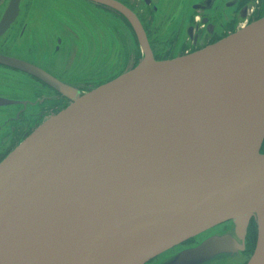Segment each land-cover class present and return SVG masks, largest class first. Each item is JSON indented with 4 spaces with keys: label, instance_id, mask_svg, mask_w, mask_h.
Returning <instances> with one entry per match:
<instances>
[{
    "label": "water",
    "instance_id": "1",
    "mask_svg": "<svg viewBox=\"0 0 264 264\" xmlns=\"http://www.w3.org/2000/svg\"><path fill=\"white\" fill-rule=\"evenodd\" d=\"M20 1H10L0 36ZM113 4L143 56L88 91L0 53L2 65L72 99L0 161V264H147L164 253L153 264H225L247 247L253 218L257 242L245 264H264V16L159 59L136 14ZM15 99L0 95V105ZM122 186L146 202L118 228ZM134 205L129 197L122 208ZM191 237L200 242L175 249Z\"/></svg>",
    "mask_w": 264,
    "mask_h": 264
},
{
    "label": "rangeland",
    "instance_id": "2",
    "mask_svg": "<svg viewBox=\"0 0 264 264\" xmlns=\"http://www.w3.org/2000/svg\"><path fill=\"white\" fill-rule=\"evenodd\" d=\"M3 1L0 0V17L5 7ZM60 1L32 0V20L28 30L20 36L23 24H16L4 34L0 38L1 53L30 58L36 64L49 66L56 75L63 77L62 80L80 92L88 91L135 65L140 41L120 17L115 13L108 15L104 8L96 6L97 3L90 0ZM71 1V7H68L67 3ZM157 1L163 4L167 15L159 20L160 30L164 32L163 36H168L178 28L177 21H173L174 16H183L182 9L195 0ZM64 8H72L73 13ZM158 17L160 18V14ZM0 93L2 96L16 98L15 104L0 105V150L14 149L25 135L32 132L44 119L65 108L72 100L68 96L69 101L66 99L60 108L54 109L53 101L59 97H51L56 93L52 88L26 72L2 64ZM18 127L24 128L26 132L13 143V135ZM230 224V221H225L218 229H228ZM210 233L212 231H208L206 235ZM247 251L246 247L243 251L225 255L222 263L226 264L230 257L237 255L230 263L244 264L252 255V252ZM165 255L166 253L158 255L155 261L147 264L163 261ZM221 259L222 257L217 258L211 263Z\"/></svg>",
    "mask_w": 264,
    "mask_h": 264
},
{
    "label": "flooded vegetation",
    "instance_id": "3",
    "mask_svg": "<svg viewBox=\"0 0 264 264\" xmlns=\"http://www.w3.org/2000/svg\"><path fill=\"white\" fill-rule=\"evenodd\" d=\"M10 1L11 0L3 1L5 7L2 10V15L6 12L10 4ZM64 1L67 0H61L60 3H64ZM90 1L92 3H97L95 4L96 6L104 8L108 15L109 14L112 15V13H115L118 17H120L124 21L125 26L127 27L130 26L133 34H135L136 38L139 39L138 34L136 33L135 28L132 22L127 17V15L124 12H122L120 8L113 3H120L126 6L127 8H129L130 10H132L138 17L143 28L145 29L146 35L154 51V54L159 59L175 57L177 55L194 51L205 44L216 42L221 38H223L224 36L228 35L230 32H233L234 30L239 28L243 21L249 23L254 19H258L264 16V0H214V1L195 0L191 2L189 6L182 9L181 12L184 13L183 16L179 18L178 15L174 16L173 21H177L178 28L174 32L171 31L168 36H163L164 32L160 30L161 22H159V20L167 17V15H165L163 4L157 0H107L108 2L101 0H90ZM23 2L24 0L20 1V12L17 18L14 20V22L10 25V27L7 29V31L4 34L8 33L11 29H13L16 24H20V25L23 24L20 36H23L24 33L28 30L32 20L31 18L32 0H25V2L24 3ZM72 2L73 1L67 3L69 5L68 7H71L70 4ZM64 9H66L70 13H73L71 12L72 8H64ZM158 14H160V18L158 17ZM153 23H154V27H153ZM3 35H1L0 38ZM1 52L2 51H0V53ZM3 54H8V53L3 52ZM8 55H12V54L9 53ZM142 55H143V50L140 44V49L137 52L138 60L135 64L139 62V58ZM12 56H16V55H12ZM16 57L23 58L21 56H16ZM26 60L32 62L33 64H36L30 58ZM133 61L135 62V60ZM4 66L6 67L8 65H4ZM39 66L44 68V70H46L50 74L57 76L59 79L63 78L60 75H56L55 72L51 70V67L42 66V65ZM27 73L30 76H34L38 78L40 81L44 83V85L52 88L56 92L55 94H53V96H51L53 98L59 97L58 99H55L53 101L54 109L60 108L64 104L66 99L68 101L70 100V98L67 95L62 93L60 90L55 88L50 83L40 79L39 77L35 76L30 72ZM25 132L26 131L24 130V128L18 127L15 130V133L13 135L15 138L12 139V142L14 143L15 140L17 141V139ZM11 150L9 148L7 149L5 148V150L4 149L0 150V161L4 159L10 153ZM263 150H264V146H263ZM198 242L200 241H198L196 237H191L184 240L183 243L180 244V246L182 247L186 245L187 247L194 246ZM246 242H247L246 246L248 250L247 252L253 253L257 242V223L255 218H253L250 221V224L248 226V230L246 234ZM178 247L177 248L175 247V249H179ZM156 258L158 257L156 256L151 258L150 261L147 263L155 261Z\"/></svg>",
    "mask_w": 264,
    "mask_h": 264
},
{
    "label": "bare ground",
    "instance_id": "4",
    "mask_svg": "<svg viewBox=\"0 0 264 264\" xmlns=\"http://www.w3.org/2000/svg\"><path fill=\"white\" fill-rule=\"evenodd\" d=\"M119 190L121 191V194L116 197L117 227L118 228L121 227L126 221H128L136 213V211L146 202V198L141 193H139L137 190L131 187L122 186V187H119ZM129 197L135 201L134 207L131 209L122 208V206L128 207ZM111 242L112 240H110V243L98 249L91 257V261H94L98 259L99 257H101V255H103V253L105 252V249H107L108 245L111 244Z\"/></svg>",
    "mask_w": 264,
    "mask_h": 264
}]
</instances>
